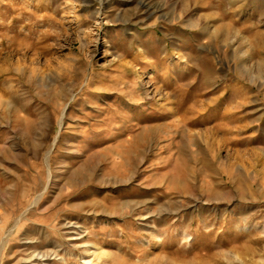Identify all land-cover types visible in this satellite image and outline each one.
<instances>
[{"label": "rangeland", "instance_id": "obj_1", "mask_svg": "<svg viewBox=\"0 0 264 264\" xmlns=\"http://www.w3.org/2000/svg\"><path fill=\"white\" fill-rule=\"evenodd\" d=\"M0 264H264V0H0Z\"/></svg>", "mask_w": 264, "mask_h": 264}]
</instances>
